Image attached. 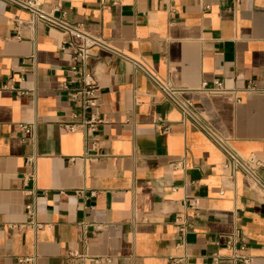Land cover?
<instances>
[{"label":"crops","instance_id":"obj_1","mask_svg":"<svg viewBox=\"0 0 264 264\" xmlns=\"http://www.w3.org/2000/svg\"><path fill=\"white\" fill-rule=\"evenodd\" d=\"M109 1L42 0L123 54L86 60L98 106L81 112L67 35L0 0V264H236L234 253L264 264L262 194L224 169L222 151L134 63L190 90L213 78L262 84L264 0ZM239 96L187 94L264 178V94ZM91 116L104 121L87 145L81 127L63 126Z\"/></svg>","mask_w":264,"mask_h":264},{"label":"built area","instance_id":"obj_2","mask_svg":"<svg viewBox=\"0 0 264 264\" xmlns=\"http://www.w3.org/2000/svg\"><path fill=\"white\" fill-rule=\"evenodd\" d=\"M7 4H14L26 10L29 15V23H42L45 26L58 30L67 35L68 49L72 55L71 63L68 68V75L81 84L70 93L71 100L77 104L81 112L86 109L94 110L98 106L97 82L92 76H85V62L91 57L97 56L96 49L105 50L111 56H122L123 54L113 47L101 34L90 31L82 22L70 21L67 18V10L60 6L45 8L42 0H2ZM121 0H110L109 6L120 3ZM208 6H205L207 8ZM135 65L145 72L151 79L156 88L162 95V98L169 101L179 112L180 121L188 123L195 129L202 132L213 144H215L224 154L223 167L230 175L240 174L248 186L258 188L264 199V178L258 172L259 161L253 155L242 156L235 151L226 138L221 136L210 122L205 118L203 112L195 106L193 101L187 97L192 91L203 92L207 95L227 94L236 102L240 100L239 93H261L264 94V81L262 84L250 80L243 87H227L222 78H213L211 80L202 79L200 85L195 90H190L182 86H175L166 80L160 79L151 70L145 67L141 62L134 61ZM80 113H72V117L79 116ZM104 121L103 119L91 116L82 118L76 122L74 120L63 124L67 131H75L81 127L85 133V143L92 139V133L96 124ZM167 127H165L166 129ZM24 133H29L30 128L21 125ZM28 164L33 166V158H29ZM189 206L193 207L195 201L192 198L184 199ZM28 224L38 230L42 224L34 220V206L32 203L25 205ZM190 219L187 217L177 219V227L182 234L190 227ZM239 234H232L228 242L233 244L238 239ZM231 258L236 264H247L248 259L242 255L232 254ZM30 258H23L21 261H29ZM182 264V258L176 262Z\"/></svg>","mask_w":264,"mask_h":264}]
</instances>
